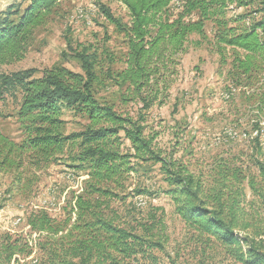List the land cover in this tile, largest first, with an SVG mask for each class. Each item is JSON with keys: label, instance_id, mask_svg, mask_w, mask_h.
I'll use <instances>...</instances> for the list:
<instances>
[{"label": "trees", "instance_id": "1", "mask_svg": "<svg viewBox=\"0 0 264 264\" xmlns=\"http://www.w3.org/2000/svg\"><path fill=\"white\" fill-rule=\"evenodd\" d=\"M60 1L28 0L23 10L12 4L0 14V99L21 91L19 121L27 135L18 144L0 130V166L19 167L27 152L39 158L64 142L81 139L80 161H89L99 181L109 180L128 163L129 154L120 151L122 131L135 150V158L161 164L173 187L168 193L187 228L194 231L191 240L205 251L223 248L235 263L264 264L263 160L257 161L263 185L250 183L258 201L248 202L241 188L233 192L228 182L230 172L225 168L206 192L186 167L177 166L175 160L157 151L152 137L145 135L142 118L124 116L98 101L93 90L94 62L86 51L77 53L85 73L64 66L3 71L5 65L25 56L33 31L46 22ZM120 1L128 10V23L122 24L108 9L103 11L119 25L127 40L126 67L114 77L117 84L126 85V97L144 109L164 101L169 75L178 56L187 50L190 36L201 37L192 41L198 47L207 38L206 22H212L218 52L224 55L231 48L234 54L232 87L237 90L239 83L247 81V93L255 98L257 118L252 133L257 135L253 141L264 154V0H178L174 6V0ZM39 72L42 74L36 76ZM261 74L262 81H258ZM64 106L87 115L95 126L63 135L58 126ZM232 176L236 178L237 173ZM65 215L54 218L45 208H38L27 216L26 234L0 233V264L27 259L33 264H161L155 251L171 256L163 240L166 226L156 214L123 222L102 198L77 196Z\"/></svg>", "mask_w": 264, "mask_h": 264}, {"label": "rangeland", "instance_id": "2", "mask_svg": "<svg viewBox=\"0 0 264 264\" xmlns=\"http://www.w3.org/2000/svg\"><path fill=\"white\" fill-rule=\"evenodd\" d=\"M12 4L23 10L28 0H0V14ZM103 8L122 24L129 22L128 10L120 0H61L46 22L33 31L25 56L5 65L3 71H42L64 66L85 73L77 53L86 51L94 62L93 90L101 104L124 116L142 118L145 135L152 137L157 151L166 159L175 160L177 166L186 167L202 182L206 192L221 178L219 174L225 168L230 172V189L237 192L241 188L248 202L258 201L250 188L252 181L263 185L257 161H264V154L253 141L256 131L252 133L257 118L255 98L247 93V81L239 83L237 90L233 88L234 54L231 48L224 55L218 52L213 23L206 22L207 38L198 47L192 41L201 37L190 36L187 50L178 56L176 71L169 75L165 100L144 109L142 104L126 97V85L117 84L114 79L126 67L128 44L119 25L108 19ZM11 18L18 20L16 15ZM258 81H262V74ZM21 102L20 90L0 99V130L18 144L27 138L19 121ZM61 120L58 131L63 135L78 134L95 126L87 115L65 106ZM120 135V151L129 154L128 163L109 180L99 181L89 161H80L81 139L64 142L39 158L27 152L19 167L0 166V233L26 234L27 216L38 208L63 219L77 196L102 198L123 222L141 220L149 213L162 217L166 226L163 240L171 256L155 251L161 264H239L227 257L223 248L216 246L205 251L191 240L194 231L187 228L168 193L173 187L161 164L135 158L130 141L122 131ZM141 198L146 201L144 206L138 204ZM31 260L10 264H33Z\"/></svg>", "mask_w": 264, "mask_h": 264}, {"label": "built area", "instance_id": "3", "mask_svg": "<svg viewBox=\"0 0 264 264\" xmlns=\"http://www.w3.org/2000/svg\"><path fill=\"white\" fill-rule=\"evenodd\" d=\"M88 16H86V18H87ZM257 135V133L255 132V136ZM263 137H264V135H263ZM138 204H140L141 206H144L145 204H146V201L143 199V198H141L140 200H139V203Z\"/></svg>", "mask_w": 264, "mask_h": 264}]
</instances>
